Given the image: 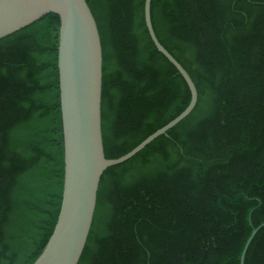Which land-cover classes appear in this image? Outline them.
<instances>
[{
    "label": "trees",
    "instance_id": "16d2710c",
    "mask_svg": "<svg viewBox=\"0 0 264 264\" xmlns=\"http://www.w3.org/2000/svg\"><path fill=\"white\" fill-rule=\"evenodd\" d=\"M103 48L105 155L178 117L191 91L145 0H86ZM194 111L101 179L78 264H241L264 223V0H152ZM50 13L0 40V264H34L62 204L64 136ZM264 264V227L245 257Z\"/></svg>",
    "mask_w": 264,
    "mask_h": 264
},
{
    "label": "water",
    "instance_id": "95a60500",
    "mask_svg": "<svg viewBox=\"0 0 264 264\" xmlns=\"http://www.w3.org/2000/svg\"><path fill=\"white\" fill-rule=\"evenodd\" d=\"M152 0H145L150 37L179 71L191 91L189 106L174 120L117 159H108L102 133L103 48L86 0H0V40L53 13L60 18L58 70L64 136V187L51 238L34 264H78L92 228L104 172L122 164L186 119L198 103L197 87L185 68L160 43L152 24ZM264 223L255 228L241 255Z\"/></svg>",
    "mask_w": 264,
    "mask_h": 264
}]
</instances>
